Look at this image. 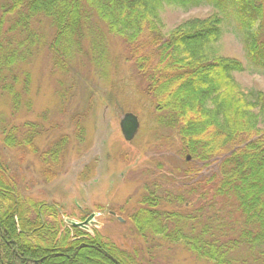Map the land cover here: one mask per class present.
I'll return each instance as SVG.
<instances>
[{"label":"trees","instance_id":"trees-1","mask_svg":"<svg viewBox=\"0 0 264 264\" xmlns=\"http://www.w3.org/2000/svg\"><path fill=\"white\" fill-rule=\"evenodd\" d=\"M164 6H211L215 13L165 36ZM228 10L238 18L245 58L264 71V0H0V90L8 91L15 112L20 93L7 78L40 45L35 28L41 20L55 30L48 51L63 75L77 56L90 61L97 45L84 48L81 42L92 22L100 23L124 43L158 125L176 132L184 158L176 173L189 177L199 164L217 163L215 174L195 184H153L131 216L138 235L178 244L210 264H264V93L242 90L234 79L245 71L239 61L209 53ZM23 129L17 140L19 129L11 126L3 143L37 155L51 179L68 138L39 153L32 144L42 130L27 123ZM65 219L58 205L23 197L0 163V264H146L136 250H123Z\"/></svg>","mask_w":264,"mask_h":264},{"label":"rangeland","instance_id":"rangeland-1","mask_svg":"<svg viewBox=\"0 0 264 264\" xmlns=\"http://www.w3.org/2000/svg\"><path fill=\"white\" fill-rule=\"evenodd\" d=\"M227 12L220 26L222 35L209 53L239 61L245 71L234 74V79L242 90L264 93V71L250 66L238 18L232 10ZM214 13L211 6L186 10L164 6L160 13L163 34ZM92 24L81 42L84 48L97 45L90 52V61L77 56L64 75L53 67L48 51L55 36L51 22L43 19L36 26L40 45L34 46L32 58L15 66L7 78L14 92L20 93L15 112L8 91L0 90V163L15 176L23 197L56 204L66 219L76 222L94 214L98 226L88 228L89 233L123 250H136L146 264H210L197 260L178 244L157 237L143 240L131 221L153 184L164 189L195 184L215 174L217 163L199 164L197 173L189 177L176 173V168L182 170L184 160L178 155L176 132L158 125V114L141 93L145 84L126 60L124 43L109 36L100 23ZM126 113L135 115L140 124L131 142L123 140L119 129ZM26 123L42 130L32 144L39 153L54 141L68 138L54 172L49 173L51 179L37 155L3 143L11 126L19 129L15 138L22 139ZM170 208L176 207L172 203Z\"/></svg>","mask_w":264,"mask_h":264},{"label":"water","instance_id":"water-1","mask_svg":"<svg viewBox=\"0 0 264 264\" xmlns=\"http://www.w3.org/2000/svg\"><path fill=\"white\" fill-rule=\"evenodd\" d=\"M119 129L124 141L131 142L134 139L139 129V121L137 117L131 113L123 114L119 122ZM187 160L189 161V158H187ZM93 218L94 215H91L83 222H76L69 219H65V222L66 224L74 228L85 229L88 223L92 221ZM92 225H94V222Z\"/></svg>","mask_w":264,"mask_h":264},{"label":"flooded vegetation","instance_id":"flooded-vegetation-1","mask_svg":"<svg viewBox=\"0 0 264 264\" xmlns=\"http://www.w3.org/2000/svg\"><path fill=\"white\" fill-rule=\"evenodd\" d=\"M91 215H94V214H91ZM91 215H88L87 217L83 218V220H82L81 222L85 221V220H86L89 216H91ZM94 218H95V215H94ZM94 218H93V219H94ZM93 219H92V221H90V222L88 223V225L86 226V229H85V230L88 231V228H90L91 226H98V224L95 223ZM118 220H120V219H118ZM93 222H94V225H92ZM88 232H89V231H88Z\"/></svg>","mask_w":264,"mask_h":264}]
</instances>
